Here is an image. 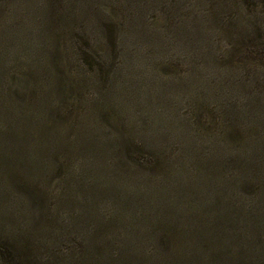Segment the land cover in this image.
Instances as JSON below:
<instances>
[{
	"label": "rangeland",
	"instance_id": "374dc122",
	"mask_svg": "<svg viewBox=\"0 0 264 264\" xmlns=\"http://www.w3.org/2000/svg\"><path fill=\"white\" fill-rule=\"evenodd\" d=\"M71 1L0 0V64L19 68L10 83L23 97L38 51L63 50L94 17L100 28L120 25L102 82L88 74L81 84L78 67L64 68L65 94L46 117L66 146L88 134L94 152L122 157L123 170L111 171L122 178L127 166L129 184L77 183L71 159L51 165L48 151L53 171L33 196L45 206L35 230L31 213H14L10 199L1 233H25L24 264H264V0H98L90 15L72 13ZM124 14L138 18L135 28H124ZM178 162L176 182L168 172ZM233 170L244 173L231 174L236 189L225 190L221 177ZM167 179L171 189L161 191Z\"/></svg>",
	"mask_w": 264,
	"mask_h": 264
},
{
	"label": "trees",
	"instance_id": "16d2710c",
	"mask_svg": "<svg viewBox=\"0 0 264 264\" xmlns=\"http://www.w3.org/2000/svg\"><path fill=\"white\" fill-rule=\"evenodd\" d=\"M71 3L77 5L75 10L71 7L72 13L76 12L80 15H90V12L99 13L100 11L98 8V0H89L87 2L85 0L83 2L72 0ZM137 9L138 7H133L132 11H137L136 15L141 16V12ZM124 16V28L126 30L128 27L131 28L134 26L135 28L138 18L127 14H124ZM105 22L101 24L100 28L98 19L94 17L91 21L92 26L86 28L84 33L74 36L71 44L63 47V50L49 49L45 46L42 51H38L40 62L26 68L27 73L23 77V82L20 86L22 91L23 89L26 90L28 96L31 94L29 97L26 94H23V97H21L18 94L19 90H13L12 84L16 82L10 83L13 80L12 69L18 70L19 68L9 64H0V94H2L0 96L2 97L0 116H3L5 119L4 122L6 125L8 124V127L0 131V210L5 209L4 214L9 213L10 208L6 207V205L11 199L13 201L11 207L14 213L24 214V217L27 213H31L30 220H33L34 230L35 226H37L34 213L39 207H41L39 210H42L45 206L41 198L38 199V197L33 196L39 192L36 187L43 182L44 175L52 174L53 171L52 167L46 168L48 166L43 159L48 151H51V165L53 161L57 162L61 158L65 160L66 164L69 161L68 158L71 159V163L67 164V166L72 170V175L74 168H77V183L105 184L106 182H111L114 186H118L119 183L120 186L122 184H129L128 177L131 176V172L127 166L124 167V171L127 174L124 172L123 176L125 177L122 178L111 171L115 167L123 170L121 164L122 157L111 154V160L108 161L103 154L94 152L91 148L93 143L90 144V135L88 134L86 136H76V139L67 142L68 146H66L62 139L61 141L56 139L58 137L57 134L47 125L49 121H47L46 115L51 111L50 102L56 97L65 94L66 84L64 82L67 83L70 79L66 77L67 71L64 68L74 67V65L78 67V76L73 81H78L81 84H87L86 77L88 74L90 76L95 74L93 80L96 79V84L102 82L103 79L100 76L102 68L106 65V60L113 57V49L116 48V41L113 40V34L117 33V43L119 37L123 38L120 25L118 27L112 21L105 25ZM97 42L100 44V47L95 45ZM8 84L9 91L4 93V89L5 91L7 90ZM100 91L103 93L102 89ZM21 100L22 102L19 104ZM34 128L37 131L35 134L33 131ZM83 134H86V132ZM140 134L142 138L138 142H141L147 149V138L141 132ZM85 137L87 141L83 143L82 140ZM194 141L191 139V144ZM121 149V145L117 148H109L112 153L115 150L119 151ZM197 149L198 151L201 150L202 146L200 145ZM188 150H184V157L190 156ZM152 158L154 160L157 159L156 157ZM83 162H89L90 164L100 165L106 168H92L88 164H83ZM107 164H111V168ZM184 167V163L178 162L173 170L168 172V175H174V181L177 182V174L183 173ZM233 173H244V171L233 170L230 175H222L219 185L224 187L225 190L236 189L237 183H235L231 175ZM72 175H70L71 180L69 177L67 178L71 186L73 185ZM168 180L166 182L165 180H160V183H164L161 186V191H168V187L171 189L167 184ZM174 185L178 188L177 183L174 182ZM84 187V185L79 184L76 186V189L80 190ZM28 188L34 189L31 193L32 196L30 192H25V194L22 192L23 189ZM93 195H97V193L94 192ZM1 218L2 216L0 220ZM30 220H27L25 223L28 224ZM1 224H5L4 219L0 221ZM1 229L0 264H10L9 262L16 260L22 261L24 264L20 254L22 251H26L27 247L23 244L24 241L19 239L24 238L25 233H22V237L20 238L18 233L14 234L15 230L10 233H1L3 231ZM28 260L29 257L26 258V263ZM83 264H90L89 258L84 260Z\"/></svg>",
	"mask_w": 264,
	"mask_h": 264
}]
</instances>
